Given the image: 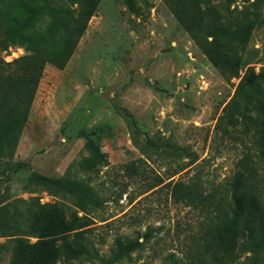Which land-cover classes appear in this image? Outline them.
<instances>
[{"label": "rangeland", "instance_id": "1", "mask_svg": "<svg viewBox=\"0 0 264 264\" xmlns=\"http://www.w3.org/2000/svg\"><path fill=\"white\" fill-rule=\"evenodd\" d=\"M133 2L99 0L65 66L47 62L35 76L28 119L2 145L0 264L13 258L11 241L40 240L31 224L42 207L87 219L80 241L56 239L59 264H215L208 246L232 221L228 183L241 174L264 204V107L239 91L249 67L264 71V0ZM207 51L236 59L240 77ZM28 55L21 44L0 52L5 63ZM28 69L6 67L0 99ZM262 90L264 101V80ZM62 179L94 201L60 189ZM136 239L138 250L115 260L119 243ZM82 242L89 254L67 261ZM245 247L240 239L233 264H264Z\"/></svg>", "mask_w": 264, "mask_h": 264}, {"label": "trees", "instance_id": "2", "mask_svg": "<svg viewBox=\"0 0 264 264\" xmlns=\"http://www.w3.org/2000/svg\"><path fill=\"white\" fill-rule=\"evenodd\" d=\"M68 1L76 4L74 10L57 6L54 0H0V7H7L8 13V18L2 25L0 52L7 51L11 44L24 45L33 52V55L22 57L13 63H5L0 58V95L4 81L8 80V76L4 73L7 66L21 63L28 64L31 68L14 78L0 99V157L5 139L28 119L32 102V83L37 79L35 76L43 70L47 62L58 68L65 66L99 5V0ZM126 1L131 8L134 7L133 0ZM44 17L48 18V23L43 30H40L39 25ZM206 54L212 65L222 73L240 77L243 68L236 59L221 56L219 53L214 54L211 51H207ZM262 80H264V71L256 73L252 67H249L241 78L239 86L241 93L257 98L258 103L254 108L259 111H263L264 107V101L260 98L263 95ZM262 138L264 139V135ZM177 150L182 152L185 158H189L185 149L177 148ZM228 184L231 193L232 221L218 226L213 245L215 248L210 244L208 250L213 252L215 264H233L237 259L239 240L245 239V248L254 257L264 258V204L255 194L253 184L241 174ZM58 186L84 203L94 201L88 190L76 182L62 179L58 182ZM87 226L86 217L73 215L68 218L57 208L42 207L31 224V232L38 234L40 240L36 243L11 241L13 258L10 264H59L62 261L64 263L63 247L57 244L56 239L74 233L75 238L80 241L83 233L79 230ZM143 237L149 240L150 235L147 233ZM0 246L5 247V245ZM139 246L141 244L137 239L129 244L120 242L114 254L115 260L128 256L138 250ZM66 254L69 255L67 261L78 260L83 254H89L88 246L82 242L69 252L67 247Z\"/></svg>", "mask_w": 264, "mask_h": 264}]
</instances>
